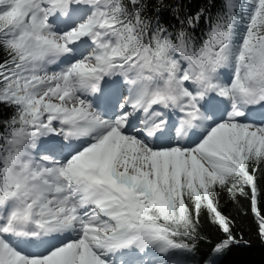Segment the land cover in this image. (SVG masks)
<instances>
[{
	"label": "snow or ice",
	"instance_id": "6c2138e0",
	"mask_svg": "<svg viewBox=\"0 0 264 264\" xmlns=\"http://www.w3.org/2000/svg\"><path fill=\"white\" fill-rule=\"evenodd\" d=\"M191 8L0 0V264H224L239 197L264 244V0Z\"/></svg>",
	"mask_w": 264,
	"mask_h": 264
},
{
	"label": "trees",
	"instance_id": "16d2710c",
	"mask_svg": "<svg viewBox=\"0 0 264 264\" xmlns=\"http://www.w3.org/2000/svg\"><path fill=\"white\" fill-rule=\"evenodd\" d=\"M193 9L202 5L205 0H190ZM222 208L234 218L236 231L243 233V239L250 241L249 246H240L234 248L233 251L225 258L224 264H264V244L256 236V225L254 223L253 213L249 210V202L245 197H239L238 202H229L224 204ZM201 232L210 239L216 238V229L210 223L209 218L202 214L201 216ZM203 248L208 245L203 244Z\"/></svg>",
	"mask_w": 264,
	"mask_h": 264
}]
</instances>
